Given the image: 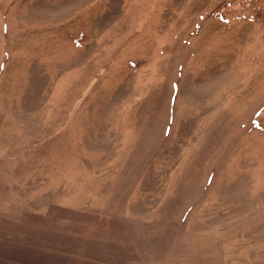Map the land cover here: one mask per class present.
<instances>
[{"label":"rangeland","instance_id":"obj_1","mask_svg":"<svg viewBox=\"0 0 264 264\" xmlns=\"http://www.w3.org/2000/svg\"><path fill=\"white\" fill-rule=\"evenodd\" d=\"M0 264H264V0H0Z\"/></svg>","mask_w":264,"mask_h":264},{"label":"crops","instance_id":"obj_2","mask_svg":"<svg viewBox=\"0 0 264 264\" xmlns=\"http://www.w3.org/2000/svg\"><path fill=\"white\" fill-rule=\"evenodd\" d=\"M130 61V60H129Z\"/></svg>","mask_w":264,"mask_h":264}]
</instances>
